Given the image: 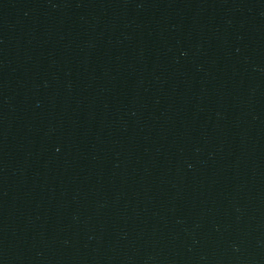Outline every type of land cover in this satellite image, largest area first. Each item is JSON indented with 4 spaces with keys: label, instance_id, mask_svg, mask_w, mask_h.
Returning <instances> with one entry per match:
<instances>
[{
    "label": "water",
    "instance_id": "1",
    "mask_svg": "<svg viewBox=\"0 0 264 264\" xmlns=\"http://www.w3.org/2000/svg\"><path fill=\"white\" fill-rule=\"evenodd\" d=\"M0 264H264V0H0Z\"/></svg>",
    "mask_w": 264,
    "mask_h": 264
}]
</instances>
